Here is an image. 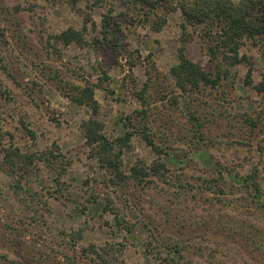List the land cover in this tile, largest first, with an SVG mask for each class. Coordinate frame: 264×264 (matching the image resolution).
I'll use <instances>...</instances> for the list:
<instances>
[{
	"label": "rangeland",
	"instance_id": "374dc122",
	"mask_svg": "<svg viewBox=\"0 0 264 264\" xmlns=\"http://www.w3.org/2000/svg\"><path fill=\"white\" fill-rule=\"evenodd\" d=\"M176 2L156 30L133 0H0V264H264V47L239 50L251 84L238 64L181 92L179 48L216 62ZM67 28L83 43L56 38ZM87 86L95 103L73 100ZM126 117L128 145L87 143L84 121L113 141Z\"/></svg>",
	"mask_w": 264,
	"mask_h": 264
},
{
	"label": "trees",
	"instance_id": "16d2710c",
	"mask_svg": "<svg viewBox=\"0 0 264 264\" xmlns=\"http://www.w3.org/2000/svg\"><path fill=\"white\" fill-rule=\"evenodd\" d=\"M143 6L147 17H156L160 21L154 22L152 27L156 30L161 29L162 23L165 22L163 15L158 14L161 7L168 8V0H133ZM178 8L181 10L183 17L180 25L185 28L186 25L194 26L200 32L208 43L206 48L211 59L215 60V69L213 72L205 71L198 63L190 60L179 48L177 63L170 68V74L173 76L175 85L183 93L199 91L202 88H214L220 84L224 73L228 68L238 64L248 65L246 73V84H251L250 74L252 64L246 54L239 53L241 46L246 42L264 47V0H177ZM111 19V18H110ZM109 16H104L103 26L106 33L113 31ZM112 33V32H111ZM56 38L64 44L75 42L83 43L82 34L72 28L62 30L56 35ZM264 90V80L255 88ZM93 90L90 87L78 88L73 100L78 103H95L92 98ZM143 98L142 92L137 93ZM144 116V112H141ZM128 120V123H127ZM124 127L127 128L123 134L109 141L102 133V123L96 119L90 118L83 122L85 136L88 144L97 143L104 154L109 153L113 147L119 148L129 144V140L134 133L133 123L126 117ZM142 136L148 145L156 146L152 143V139L147 131L148 125L140 123ZM30 135L32 131L28 130ZM12 154H8L7 158H12ZM114 166V173L118 172V167L114 162L110 163ZM159 168H164L163 162H158L154 171L159 172ZM141 170V171H140ZM132 175L138 177L139 173L146 174L145 171L138 167L131 168ZM140 171V172H139ZM163 173H160L162 175ZM120 176V175H118ZM241 185L245 188H251L255 197L261 192L259 183L254 182L251 174L240 178ZM93 250V249H92ZM95 252V250H94Z\"/></svg>",
	"mask_w": 264,
	"mask_h": 264
}]
</instances>
